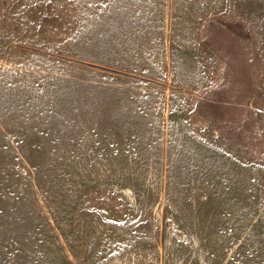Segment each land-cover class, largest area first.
I'll list each match as a JSON object with an SVG mask.
<instances>
[{
    "label": "rangeland",
    "instance_id": "1",
    "mask_svg": "<svg viewBox=\"0 0 264 264\" xmlns=\"http://www.w3.org/2000/svg\"><path fill=\"white\" fill-rule=\"evenodd\" d=\"M0 264H264V0H0Z\"/></svg>",
    "mask_w": 264,
    "mask_h": 264
}]
</instances>
